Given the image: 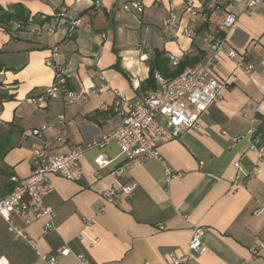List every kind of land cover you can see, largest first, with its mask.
Returning a JSON list of instances; mask_svg holds the SVG:
<instances>
[{"label":"crops","instance_id":"obj_1","mask_svg":"<svg viewBox=\"0 0 264 264\" xmlns=\"http://www.w3.org/2000/svg\"><path fill=\"white\" fill-rule=\"evenodd\" d=\"M130 1L0 0L3 9L22 4L29 15L24 28L16 21L0 24V96L10 97L0 102V197L12 190L13 177L24 182L31 176L35 149L64 154L115 130L121 123L112 109L115 92L133 102L154 91L156 83L153 89L144 82L157 53L163 61L155 74L165 77L180 74L181 66L184 71L205 63L210 37L228 13L237 16L228 48L244 64L264 60V8L244 11L232 0H192L202 11L195 18L184 11L185 0H143L144 13L136 18L123 10ZM213 2L215 10L209 9ZM170 8L178 18L177 32L165 25ZM55 47L61 73L81 97L32 103L56 80L55 70L46 66ZM211 74L227 84L222 99L206 111L200 130L160 146L182 176L165 186L164 167L157 161L126 167L115 143L104 150L110 165L99 169L100 151L90 150L80 162L81 180L50 177L53 191L44 202L56 212L54 231L45 232L46 218L25 226L13 213L37 250L0 215V258L47 264L40 253L55 256L59 264H82L78 255L90 264H167L168 252H174L178 258L191 256L189 264H264V251L252 253L264 242V211L254 214L264 206V77L260 67L249 75L237 69L224 53ZM43 126V138L32 135ZM118 168L123 174L116 177ZM115 180L137 183L138 189L132 197L108 202L103 192ZM195 226L206 229L202 254L189 250ZM64 245L72 252L67 257L59 253Z\"/></svg>","mask_w":264,"mask_h":264},{"label":"built area","instance_id":"obj_2","mask_svg":"<svg viewBox=\"0 0 264 264\" xmlns=\"http://www.w3.org/2000/svg\"><path fill=\"white\" fill-rule=\"evenodd\" d=\"M162 1L170 2L171 0ZM232 1L241 4L244 11H250L256 7L264 8V0ZM96 6H100L99 1H96ZM183 6L184 11L189 12L195 18L202 17V11L198 10L192 0H185ZM209 9L215 10L216 2L211 3ZM123 10L139 18L145 10L144 1L132 0L123 5ZM168 13L165 25L167 29L177 32L180 28L178 18L172 8L168 10ZM236 22V14L228 13L222 24L217 27L215 33L210 37L211 54L205 63L188 67L175 77H165L156 73L154 78L157 88L142 94L133 102H130L123 94L115 92L116 99L112 109L121 116V123L112 132L102 135L85 146L78 145L64 154L49 155L44 147L35 149L34 169L31 176L24 182H18L13 177L12 190L7 195L0 197V215L7 222L9 230L16 236L28 240L31 246L37 250L36 242L29 240L25 231L13 220V213H18L25 226L31 225L35 220L46 218L45 232L54 231L56 212L54 208L47 206L44 202L45 197L53 191L50 177L58 175L72 181L81 180L80 162L86 152L90 150L100 151L95 158V164L99 169L110 165L111 161L106 158L104 150L115 143L120 149L126 167L132 168L139 163L157 161L164 167L162 183L165 186H168L174 178L182 176L181 173L174 171L163 158L160 146L180 138L186 131L200 130V122L206 111L222 99L227 84L217 80L211 74V68L215 64L217 56L220 53L226 54L236 63L237 69L248 75L260 67L264 77V60L259 64H244L236 51L228 48L229 33L235 27ZM21 28L24 26L22 25ZM48 31L53 33L54 27ZM184 32L187 34L189 30L186 29ZM58 53V48H53L51 57L46 60V66L56 72L55 82L40 97L31 98L32 103H38L40 100L47 102L59 98L76 100L81 97V94H76L66 87L67 78L61 73L55 60ZM170 60L174 66L180 63V59L174 56H170ZM90 92L96 94L95 90ZM260 93L264 99V86L260 88ZM122 107H125L126 111H123ZM105 109L109 110L108 107ZM45 130L46 126L35 129L32 131V135L43 138ZM258 155L262 157V150H258ZM235 167L241 170L239 163H236ZM123 169L118 168L113 172V175L121 176ZM137 189V183L122 184L115 180V186L105 190L103 197L106 201L113 202L119 195L132 197ZM263 211L264 206L256 210L254 214L260 215ZM205 233L206 229L203 226L193 228L189 243L191 252L202 254L205 251L203 243ZM263 251L264 242L252 250V253L257 256ZM59 253L65 257L72 254L67 245L60 248ZM38 254L47 264H59L55 256ZM167 257V264H189L191 262L189 255L178 258L174 252H168ZM77 258L82 264H90L84 255H78ZM0 264L11 263L5 258H0Z\"/></svg>","mask_w":264,"mask_h":264},{"label":"trees","instance_id":"obj_3","mask_svg":"<svg viewBox=\"0 0 264 264\" xmlns=\"http://www.w3.org/2000/svg\"><path fill=\"white\" fill-rule=\"evenodd\" d=\"M11 21H16L20 23L21 25H27L29 23V15L25 9V7L22 4H14L12 5L8 10L3 9L0 7V24L1 25H7ZM38 21V20H37ZM43 23V21H41ZM161 53H157L156 58L151 62L150 66V74L149 78L144 82L147 86L150 85L151 88L154 89L155 79L154 74L156 69H160L162 59H161ZM181 66V63L179 64ZM178 73H181L183 70V67H180ZM142 86H144L142 84ZM66 87L72 90L71 84L67 80ZM10 97L7 96H0V102L4 99H9Z\"/></svg>","mask_w":264,"mask_h":264}]
</instances>
